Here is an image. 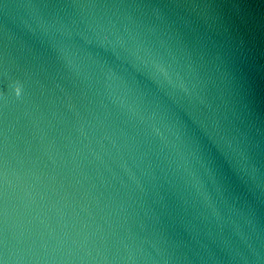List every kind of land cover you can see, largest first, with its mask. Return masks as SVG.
I'll return each mask as SVG.
<instances>
[{"label": "water", "instance_id": "95a60500", "mask_svg": "<svg viewBox=\"0 0 264 264\" xmlns=\"http://www.w3.org/2000/svg\"><path fill=\"white\" fill-rule=\"evenodd\" d=\"M0 264H264V0H0Z\"/></svg>", "mask_w": 264, "mask_h": 264}, {"label": "clouds", "instance_id": "9594fccd", "mask_svg": "<svg viewBox=\"0 0 264 264\" xmlns=\"http://www.w3.org/2000/svg\"><path fill=\"white\" fill-rule=\"evenodd\" d=\"M14 93L19 96L21 94V88L20 86L18 85L15 89H14Z\"/></svg>", "mask_w": 264, "mask_h": 264}]
</instances>
